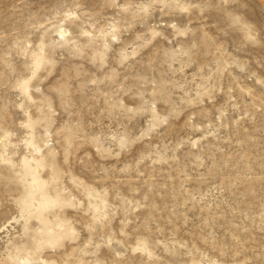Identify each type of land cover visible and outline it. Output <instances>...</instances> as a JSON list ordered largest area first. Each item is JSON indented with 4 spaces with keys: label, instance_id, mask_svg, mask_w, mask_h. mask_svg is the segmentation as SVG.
<instances>
[{
    "label": "rangeland",
    "instance_id": "obj_1",
    "mask_svg": "<svg viewBox=\"0 0 264 264\" xmlns=\"http://www.w3.org/2000/svg\"><path fill=\"white\" fill-rule=\"evenodd\" d=\"M0 264H264V0H0Z\"/></svg>",
    "mask_w": 264,
    "mask_h": 264
}]
</instances>
